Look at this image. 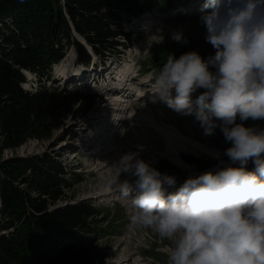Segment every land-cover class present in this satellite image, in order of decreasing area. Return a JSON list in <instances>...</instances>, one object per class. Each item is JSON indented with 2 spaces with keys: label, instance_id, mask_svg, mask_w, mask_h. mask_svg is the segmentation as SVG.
I'll return each instance as SVG.
<instances>
[{
  "label": "clouds",
  "instance_id": "9594fccd",
  "mask_svg": "<svg viewBox=\"0 0 264 264\" xmlns=\"http://www.w3.org/2000/svg\"><path fill=\"white\" fill-rule=\"evenodd\" d=\"M200 12L214 55L169 53L155 75L153 102L193 117L206 137L219 129L231 145L223 153L230 164L176 187L174 176L139 158L137 145L113 162L106 186L119 193L133 226L171 242L170 264H264V127L245 125L264 121V0H205ZM170 38L189 42L180 29ZM121 173L135 178V195Z\"/></svg>",
  "mask_w": 264,
  "mask_h": 264
},
{
  "label": "trees",
  "instance_id": "16d2710c",
  "mask_svg": "<svg viewBox=\"0 0 264 264\" xmlns=\"http://www.w3.org/2000/svg\"><path fill=\"white\" fill-rule=\"evenodd\" d=\"M151 1L0 0V264L25 256L31 264L91 263L87 248L98 234L90 223L94 208L81 203L51 209L79 175L68 171L59 156L3 159L1 152L59 131L72 114L90 110L96 96L85 89L63 92L44 85L52 68L69 48L77 63H87L88 52L76 35L101 58L113 56L119 40L129 46L123 29L148 13ZM193 50L202 57L214 55L205 40L187 44L183 53ZM25 72L35 77L31 90L22 87ZM245 125L264 127V121ZM213 142L222 151L231 146L219 130ZM186 161L195 172L212 166L192 157ZM251 167L249 160L246 168Z\"/></svg>",
  "mask_w": 264,
  "mask_h": 264
},
{
  "label": "rangeland",
  "instance_id": "374dc122",
  "mask_svg": "<svg viewBox=\"0 0 264 264\" xmlns=\"http://www.w3.org/2000/svg\"><path fill=\"white\" fill-rule=\"evenodd\" d=\"M204 2L205 0H152L149 13L140 16L137 21L123 29L130 35L129 46H126V41L119 40L121 45L116 47L113 56H97L76 35L78 42L87 46V68L75 62L76 52L69 48L65 50L62 63L52 68L51 78L44 85L63 92L71 88H83L101 99H96L85 115L72 114L63 129L54 130L38 139H27L21 146L1 152L3 159H29L45 155L56 159L59 156L57 160L68 171L72 170L79 175L78 181H72L65 192V198L57 201L51 209L81 203L94 208L96 217L90 223L98 234L87 248L92 258L89 264H170L171 242L153 229L133 226L130 222L131 212L120 199L119 193L106 186L107 180L115 174L111 168L113 162H118L125 154L139 151L137 145H143L139 158L151 163L162 174L174 176L176 187L189 176L230 164L228 157L223 155L224 151L214 146L215 135L204 136L203 130L198 123H194L193 117H182L158 100H151L155 75L166 62L168 54L173 53L178 58L187 44L204 40L205 29L199 23L200 9ZM177 29L183 30L189 41L187 44H178L171 40V32ZM106 68L110 72H104ZM68 72L69 75L61 78ZM126 75L130 76L128 88L131 93L126 95L125 102L114 105L119 109H114V115L109 111H101L102 105L112 102L111 95L103 96V89H115L119 84L117 81L116 84L105 86L109 79L101 83L103 78L111 76L117 79ZM26 86L32 87L30 83ZM195 97L196 94L193 99ZM116 98L113 99L117 100ZM151 106L153 109H149ZM134 107L138 109L134 110ZM96 122H99V126ZM101 124H107L106 128L119 130V135L115 139H109V146L102 149L98 147V140H102L103 136ZM137 125L141 128H136ZM72 134L75 136L71 137ZM110 134L111 137L115 135L113 132ZM174 134L177 139L173 150L166 143L165 137H172ZM109 150L110 154L105 155ZM217 152L220 154L219 160L213 158ZM186 157L212 163V166L195 172L191 170ZM254 168L252 163L249 171H254ZM119 179L129 180L135 193L134 177L121 173ZM167 191L173 192L175 188H168ZM31 262L30 256H25L13 264Z\"/></svg>",
  "mask_w": 264,
  "mask_h": 264
},
{
  "label": "bare ground",
  "instance_id": "6f19581e",
  "mask_svg": "<svg viewBox=\"0 0 264 264\" xmlns=\"http://www.w3.org/2000/svg\"><path fill=\"white\" fill-rule=\"evenodd\" d=\"M143 29V28H142ZM83 66H85L86 68H87V66L86 65H83ZM95 66V65H94ZM58 71V70H57ZM104 72H110L109 71V69L108 68H106V70L104 71ZM69 73L70 72H68V73H66L67 75H69ZM115 76V75H114ZM65 76H63V77H61V78H64ZM76 77V76H75ZM100 77H102V76H100ZM104 77V76H103ZM102 77V78H103ZM60 78V79H61ZM129 78H130V76L129 75H126L124 78H117V79H115V78H111V76H108V78L106 77H104L103 79L104 80H102V82L101 83H105V81H107V79H109L108 80V82L107 83H105V86H108V85H112V84H114L115 82H117V81H119V84L116 86V88L115 89H108V90H106V89H103L104 91H102V94H103V96L104 95H106V94H108V95H110V91H119V92H122L125 96L126 95H128V94H130L131 93V91H130V89L128 88V83H129ZM58 81H59V79H58ZM60 82V81H59ZM116 84V83H115ZM63 85V84H62ZM148 93V92H147ZM116 97H117V95H115ZM115 97V98H116ZM117 99V98H116ZM118 99H120V98H118ZM153 98L151 97V100H152ZM121 102H125V99L124 100H122L121 99ZM114 105H116V103H113V104H110V103H105V105L103 106L102 105V107L100 108V109H102L101 111H103V112H108L109 111V113H112L113 115L116 113L115 112V110L117 109V110H119L118 109V107H116V106H114ZM148 108V107H147ZM115 109V110H114ZM136 109H138L137 107H134V110H136ZM149 109H153L152 108V106L151 107H149ZM96 124L99 126V122H96ZM103 127V128H102ZM107 127V124H105V125H103V124H101L100 125V129H101V133L103 134V136H102V140H98V142H99V144H98V147H101V149H102V147H106V146H109V144H110V142H111V140H109V139H115L118 135H119V130L118 129H109V128H106ZM136 128H141L140 126H136ZM83 129V128H82ZM97 132H100V131H96V133ZM110 132H113V133H115V135L113 136V137H111L112 136V134H110ZM92 135V134H91ZM90 135V136H91ZM166 136V135H165ZM165 139H166V143L174 150L175 149V145H174V142H175V140L177 139V137L175 136V134H174V136H172V137H168V136H166L165 137ZM78 144H76V146H77ZM113 150V149H112ZM102 151V150H101ZM110 150L109 151H106L105 153V155H109L110 154ZM113 192H116V193H118L116 190L115 191H113ZM133 195H135V193L133 192Z\"/></svg>",
  "mask_w": 264,
  "mask_h": 264
}]
</instances>
